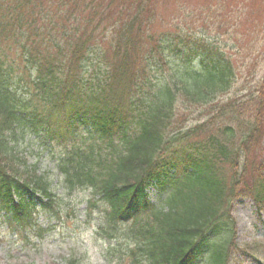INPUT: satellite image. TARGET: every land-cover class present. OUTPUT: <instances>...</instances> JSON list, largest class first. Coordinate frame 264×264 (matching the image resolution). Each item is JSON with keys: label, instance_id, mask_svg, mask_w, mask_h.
<instances>
[{"label": "trees", "instance_id": "1", "mask_svg": "<svg viewBox=\"0 0 264 264\" xmlns=\"http://www.w3.org/2000/svg\"><path fill=\"white\" fill-rule=\"evenodd\" d=\"M42 2L0 0L2 231H37L62 184L89 191L107 264H229L233 200L264 214V0H200L169 29L158 0ZM27 128L62 183L27 163Z\"/></svg>", "mask_w": 264, "mask_h": 264}, {"label": "rangeland", "instance_id": "2", "mask_svg": "<svg viewBox=\"0 0 264 264\" xmlns=\"http://www.w3.org/2000/svg\"><path fill=\"white\" fill-rule=\"evenodd\" d=\"M50 0H43L47 6ZM58 1V0H57ZM200 0H158L155 2V24L153 29L170 22L185 11L199 13L205 6ZM60 19L62 13H52ZM163 26V27H164ZM30 161L36 160L40 170L52 169L53 162L46 151L40 154L31 150ZM53 176V175H52ZM54 181L56 177L53 176ZM60 207L50 216L39 215L37 223L39 236L29 234L23 238L3 229L0 234V264H66L67 258H77L81 264H107L103 257L106 243L95 232L97 213H83L85 203L81 198L86 191L67 193L58 187ZM232 214L236 223V246L234 247L229 264H264V214L256 211L246 198L235 202ZM111 264H119L113 260Z\"/></svg>", "mask_w": 264, "mask_h": 264}]
</instances>
